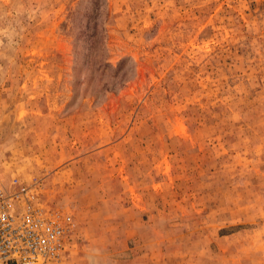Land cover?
<instances>
[{
	"label": "rangeland",
	"instance_id": "374dc122",
	"mask_svg": "<svg viewBox=\"0 0 264 264\" xmlns=\"http://www.w3.org/2000/svg\"><path fill=\"white\" fill-rule=\"evenodd\" d=\"M73 220L50 264H264V0H0V187Z\"/></svg>",
	"mask_w": 264,
	"mask_h": 264
},
{
	"label": "built area",
	"instance_id": "2783aa9c",
	"mask_svg": "<svg viewBox=\"0 0 264 264\" xmlns=\"http://www.w3.org/2000/svg\"><path fill=\"white\" fill-rule=\"evenodd\" d=\"M14 182V192L0 187V264L61 261L72 231V218L39 207L38 182Z\"/></svg>",
	"mask_w": 264,
	"mask_h": 264
}]
</instances>
